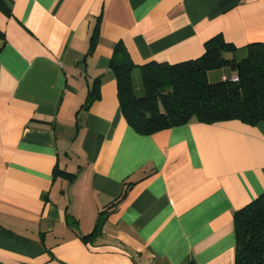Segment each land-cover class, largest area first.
Instances as JSON below:
<instances>
[{
  "label": "crops",
  "instance_id": "0c3cea01",
  "mask_svg": "<svg viewBox=\"0 0 264 264\" xmlns=\"http://www.w3.org/2000/svg\"><path fill=\"white\" fill-rule=\"evenodd\" d=\"M216 36L264 42V0H0V264H235L264 122L141 135L110 67L120 43L136 66L178 64Z\"/></svg>",
  "mask_w": 264,
  "mask_h": 264
},
{
  "label": "trees",
  "instance_id": "16d2710c",
  "mask_svg": "<svg viewBox=\"0 0 264 264\" xmlns=\"http://www.w3.org/2000/svg\"><path fill=\"white\" fill-rule=\"evenodd\" d=\"M93 44L94 40L91 49ZM110 67L116 76L122 113L141 135H153L192 120L208 125L240 121L254 126L264 122V42L238 49L216 36L206 42L204 55L196 60L141 66L133 63L120 43ZM219 70L230 73L225 76L227 80L222 77L212 82L210 74ZM136 72L139 84L135 82ZM99 98L100 83L96 82L85 108ZM113 205L100 212L94 232L83 236L84 240L95 239L101 233ZM234 223L235 264H264V194L237 211Z\"/></svg>",
  "mask_w": 264,
  "mask_h": 264
},
{
  "label": "rangeland",
  "instance_id": "374dc122",
  "mask_svg": "<svg viewBox=\"0 0 264 264\" xmlns=\"http://www.w3.org/2000/svg\"><path fill=\"white\" fill-rule=\"evenodd\" d=\"M238 57H240V56H238ZM229 72L228 71H225V70H219V71H216V72H212L211 74H210V80L212 81V82H217V81H219L222 77H224V76H229ZM139 81H140V76H139V73L138 72H136V74H135V82H136V84L138 83L139 84Z\"/></svg>",
  "mask_w": 264,
  "mask_h": 264
},
{
  "label": "built area",
  "instance_id": "2783aa9c",
  "mask_svg": "<svg viewBox=\"0 0 264 264\" xmlns=\"http://www.w3.org/2000/svg\"><path fill=\"white\" fill-rule=\"evenodd\" d=\"M233 79H234V80H237V77L235 76ZM223 80H227V78L224 76V77H223Z\"/></svg>",
  "mask_w": 264,
  "mask_h": 264
}]
</instances>
